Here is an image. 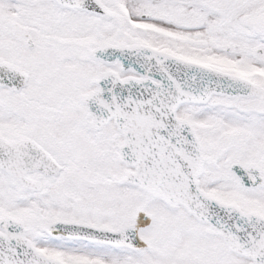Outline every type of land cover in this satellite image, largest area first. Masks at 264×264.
Returning a JSON list of instances; mask_svg holds the SVG:
<instances>
[{
	"label": "snow or ice",
	"instance_id": "obj_1",
	"mask_svg": "<svg viewBox=\"0 0 264 264\" xmlns=\"http://www.w3.org/2000/svg\"><path fill=\"white\" fill-rule=\"evenodd\" d=\"M0 264H264V0H0Z\"/></svg>",
	"mask_w": 264,
	"mask_h": 264
}]
</instances>
